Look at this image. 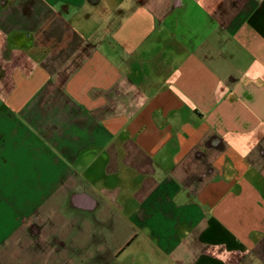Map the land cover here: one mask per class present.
Here are the masks:
<instances>
[{
    "label": "crops",
    "instance_id": "0c3cea01",
    "mask_svg": "<svg viewBox=\"0 0 264 264\" xmlns=\"http://www.w3.org/2000/svg\"><path fill=\"white\" fill-rule=\"evenodd\" d=\"M3 119L25 264H264V0H0Z\"/></svg>",
    "mask_w": 264,
    "mask_h": 264
},
{
    "label": "rangeland",
    "instance_id": "374dc122",
    "mask_svg": "<svg viewBox=\"0 0 264 264\" xmlns=\"http://www.w3.org/2000/svg\"><path fill=\"white\" fill-rule=\"evenodd\" d=\"M2 128L6 133V140L3 150H0V244L1 240L11 235L12 228H17L21 223L28 221L27 211L20 207L28 204V194L32 191L31 185L28 183L27 178L31 169L29 168L34 160L36 154L29 148L28 140L22 141L24 144L17 145L14 141L11 133V122L9 120H0ZM35 146V145H34ZM34 195V192L31 194ZM38 195V194H36ZM35 195V196H36ZM19 210V211H18ZM18 211V213H16ZM29 232L33 234L34 231ZM14 231V230H13ZM37 234V233H34ZM102 236V235H100ZM27 232L21 233L20 236L10 237V242L17 243L14 247L9 248L0 246V264H25L26 258H23L27 254ZM103 242V241H102ZM22 245V246H20ZM94 245V244H93ZM19 246V247H17ZM69 250L70 264H98V262L91 257L92 250L86 251V249L79 250L76 254L75 243H69L67 245ZM63 251V256L66 254L65 249L60 248ZM55 250V249H54ZM57 250V253L60 250ZM71 251V252H70ZM54 255H57L54 253ZM66 256V255H65ZM13 262V263H12ZM65 264V262L63 263Z\"/></svg>",
    "mask_w": 264,
    "mask_h": 264
}]
</instances>
